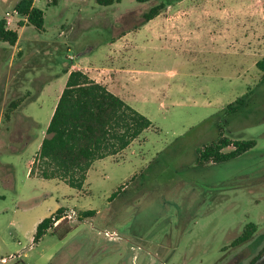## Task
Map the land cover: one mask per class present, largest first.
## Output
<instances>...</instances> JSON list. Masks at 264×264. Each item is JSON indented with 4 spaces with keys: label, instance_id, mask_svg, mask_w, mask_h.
<instances>
[{
    "label": "rangeland",
    "instance_id": "obj_1",
    "mask_svg": "<svg viewBox=\"0 0 264 264\" xmlns=\"http://www.w3.org/2000/svg\"><path fill=\"white\" fill-rule=\"evenodd\" d=\"M19 1L0 0V19L19 32L14 45L0 39V264H247L246 253L264 244V70L257 65L264 59V0H198L200 12L220 18L218 27L227 18L236 34L248 33V47L240 34L228 38L226 50L219 36H204L200 50L177 43L148 49V35L139 39L124 64L141 82L126 93L106 57L112 40L142 27L135 26L149 7L167 0H35L45 11L43 31L17 12ZM188 2L186 10L175 8L192 12ZM247 12L263 20L242 17ZM82 59L153 125L123 151L96 160L78 188L42 176L37 146L65 70L73 63L83 69ZM243 96L231 113L227 106ZM223 136L257 144L202 164L197 148ZM61 207L73 217L35 242L39 221ZM91 209L96 214L82 219ZM250 223L256 232L237 241ZM65 228L71 230L60 237Z\"/></svg>",
    "mask_w": 264,
    "mask_h": 264
},
{
    "label": "trees",
    "instance_id": "obj_2",
    "mask_svg": "<svg viewBox=\"0 0 264 264\" xmlns=\"http://www.w3.org/2000/svg\"><path fill=\"white\" fill-rule=\"evenodd\" d=\"M102 5H111L120 0H97ZM149 2L151 0H138ZM35 0H20L17 11L26 16L28 22L37 30L45 28V11L34 5ZM170 0L155 3L144 13L140 27L159 15ZM125 33V32H124ZM19 32L7 28L5 19H0V39L14 45ZM264 70V59L257 62ZM72 65L65 70L68 73ZM245 98L239 97L227 106L231 113L237 112ZM15 104V103H14ZM152 120L129 104L123 97L111 91L106 85L92 78L82 69H73L69 73L65 87L57 102L47 135L43 138L38 159L45 178H60L71 186L82 188L88 172L98 159L117 154L152 127ZM256 139H236L221 137L203 147H198L202 164L214 161L221 163L234 159L255 147ZM234 149L224 151L227 146ZM113 197V196H112ZM64 208L39 222L34 241L38 242L49 229H58L55 221ZM96 210H86L82 219L94 216ZM71 229L59 233L64 237ZM257 230L256 223L248 224L244 234L237 241L249 240Z\"/></svg>",
    "mask_w": 264,
    "mask_h": 264
},
{
    "label": "crops",
    "instance_id": "obj_3",
    "mask_svg": "<svg viewBox=\"0 0 264 264\" xmlns=\"http://www.w3.org/2000/svg\"><path fill=\"white\" fill-rule=\"evenodd\" d=\"M189 0H178L177 3H171L167 7L169 8L168 11L173 10V12H161L159 15L142 25L139 29L133 30V31H126L125 33L121 34L120 36L116 37L114 40H112L110 51L112 54L106 55L107 59L112 61V68L118 69L116 81L122 82L124 85L122 87V91L126 93V89L131 90V87L138 86L141 82L140 77L137 75L138 72H135L134 68L129 67L128 65L124 64V60L127 59L128 54L126 50L136 43H138V40L141 39L144 36L148 35V49L151 47H155L157 49H160L161 47L164 48V46L177 43L179 45H185L186 46H194L198 50L206 44L205 42L202 43V38L204 36H209L210 38H216L219 36L221 38V43L224 44L225 47L224 50H226L228 46V38L237 36V34H240L241 37L240 45L248 47L249 41H248V33H245L243 31H238L237 34L232 31L229 27H227V18H225V25L224 27H218V20L220 18H217L214 14H206L200 12V2L198 0H193V11L192 12H186V11H180V9H176L175 7H182L181 10H186L184 6H187L190 4L188 2ZM196 6V8H195ZM166 7V8H167ZM178 10V11H176ZM252 11V10H251ZM246 12V10H245ZM244 18L249 17H255L257 20V24L261 23L263 20L260 16L257 15H250L249 12L244 13L242 16ZM177 22V23H176ZM181 22V23H179ZM180 29V30H179ZM244 37V38H242ZM264 35H261V38H263ZM247 38V39H246ZM246 39V40H245ZM146 42V40H145ZM259 47L261 46V41H258ZM146 45V44H145ZM233 46V45H232ZM228 46V47H232ZM146 47V46H144ZM213 50L216 51L217 47L212 46ZM231 50V49H230ZM82 63L85 62V65L83 66V69L85 72H87L92 78L97 80L98 82H101L100 79H98V72L94 74L93 68H95L94 63L91 62L87 64L89 61L87 60H80ZM119 64H121L119 66ZM76 63L72 64V67L70 71L67 74V78L69 76V73L71 70L76 69ZM97 68V67H96ZM105 68H109L108 66ZM136 73V74H135ZM108 79V78H107ZM107 81V80H105ZM67 82V81H66ZM105 83V82H101ZM50 82L46 84L49 86ZM106 85V83L104 84ZM115 83H112V86H107L111 91L114 93L120 95L123 98L124 95H122L117 89V85L114 86ZM45 91H43L44 93ZM41 93L37 100H39L42 97ZM56 107V106H55ZM55 107L53 108L52 114L55 110ZM140 111V110H139ZM33 117V116H31ZM34 118V117H33ZM35 121H37L34 118ZM51 120V119H50ZM49 120V122H50ZM48 122V125H49ZM47 125V127H48ZM42 141L37 146V154L40 150ZM32 164V160H31ZM43 219H41L42 221ZM40 222V221H39Z\"/></svg>",
    "mask_w": 264,
    "mask_h": 264
},
{
    "label": "built area",
    "instance_id": "obj_4",
    "mask_svg": "<svg viewBox=\"0 0 264 264\" xmlns=\"http://www.w3.org/2000/svg\"><path fill=\"white\" fill-rule=\"evenodd\" d=\"M6 19L8 20L9 23L11 22V17L10 16H7ZM70 217H73V214L72 213H68L67 210H64L63 212H61L59 214V217L55 218L56 219L55 225H58L61 221L66 220L67 218H70ZM106 234L111 236V237L114 235L113 233H111L109 231H106ZM8 259H9L8 257H3L1 259V261L3 263H6L8 261Z\"/></svg>",
    "mask_w": 264,
    "mask_h": 264
},
{
    "label": "flooded vegetation",
    "instance_id": "obj_5",
    "mask_svg": "<svg viewBox=\"0 0 264 264\" xmlns=\"http://www.w3.org/2000/svg\"><path fill=\"white\" fill-rule=\"evenodd\" d=\"M264 239V238H263ZM247 241V240H246ZM245 242V241H244ZM262 241H260V243L258 241H256L255 243H252L251 245L254 246L256 245L257 248L259 247V245L261 244ZM264 254V244L262 245V247H260V249L258 250L257 253H251L248 254L246 253L245 256H247V259L249 260L247 264H255V262ZM264 264V263H263Z\"/></svg>",
    "mask_w": 264,
    "mask_h": 264
},
{
    "label": "water",
    "instance_id": "obj_6",
    "mask_svg": "<svg viewBox=\"0 0 264 264\" xmlns=\"http://www.w3.org/2000/svg\"><path fill=\"white\" fill-rule=\"evenodd\" d=\"M264 263V254L255 262V264H263Z\"/></svg>",
    "mask_w": 264,
    "mask_h": 264
}]
</instances>
